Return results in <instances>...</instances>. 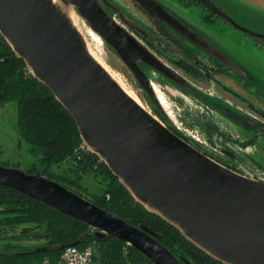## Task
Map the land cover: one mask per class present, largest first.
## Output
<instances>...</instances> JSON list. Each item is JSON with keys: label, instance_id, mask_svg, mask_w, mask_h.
Returning a JSON list of instances; mask_svg holds the SVG:
<instances>
[{"label": "water", "instance_id": "obj_1", "mask_svg": "<svg viewBox=\"0 0 264 264\" xmlns=\"http://www.w3.org/2000/svg\"><path fill=\"white\" fill-rule=\"evenodd\" d=\"M61 1L0 0L1 33L70 111L88 147L104 158L137 200L218 260L264 264V178L213 158L139 103L91 53L66 8L75 7L105 39L159 108L161 103L141 62L184 87L191 86L188 79L117 20L105 5L122 18L124 14L111 0ZM135 1L153 16L159 13L232 68L239 67L157 0ZM199 1L235 28L264 41V32L241 24L213 0ZM0 186L12 187L88 223L100 238L116 236L132 244L155 264H184L155 230L92 201L44 174L42 168L31 172L0 163ZM53 246L59 245L34 248Z\"/></svg>", "mask_w": 264, "mask_h": 264}, {"label": "rangeland", "instance_id": "obj_2", "mask_svg": "<svg viewBox=\"0 0 264 264\" xmlns=\"http://www.w3.org/2000/svg\"><path fill=\"white\" fill-rule=\"evenodd\" d=\"M115 1L125 9L142 13L132 5L131 0ZM218 2L241 24L264 32V0H218ZM71 11L88 45L136 93L145 108L168 126L173 125L176 132L185 136L202 151L236 166L242 173L264 178V41L255 39L222 18L205 23L204 29L208 36H213L217 45L240 63L245 72L238 73L226 66L220 73L212 72L214 73L212 78L187 73L168 61L167 63L188 79L191 89L183 88L152 66L143 65L161 103L160 113L155 111V102L150 101L146 91L138 85L134 74L117 52L90 26L75 7H72ZM204 12L203 10L193 15L194 21L201 22ZM134 33L138 35L137 32ZM138 36L143 40L140 35ZM38 157L39 154L32 149V144L20 134L16 102L0 100V163L16 165L27 170L35 163L39 166ZM70 166V160L50 163L51 171L55 174L74 176ZM52 177L71 185L60 176ZM80 183L83 185L82 189L74 188L87 196L99 195L104 191L102 175L93 171L85 172ZM2 215L3 213H0V217ZM23 225L1 224L0 248H3L6 242L34 245L47 241L44 237L32 236L34 231H42L43 227H36L34 222H30L27 225L34 228L26 232L21 230ZM91 244L96 255L94 263L103 264L99 258L97 243L92 241ZM53 260L50 257L45 258L40 264L64 263L62 254Z\"/></svg>", "mask_w": 264, "mask_h": 264}, {"label": "trees", "instance_id": "obj_3", "mask_svg": "<svg viewBox=\"0 0 264 264\" xmlns=\"http://www.w3.org/2000/svg\"><path fill=\"white\" fill-rule=\"evenodd\" d=\"M255 39L259 38L255 37ZM147 96L152 102L151 97ZM0 100L16 102L20 134L39 154V166L35 163L27 169L28 171L35 172L42 168L44 174L51 177L60 176L71 183L69 185L71 188L92 201L135 224L149 226L184 264H227L201 249L178 227L136 199L110 169L104 158L88 147L73 115L53 91L34 75L25 59L15 52L1 31ZM154 107L156 112L161 113L158 106L154 105ZM169 126L175 130L173 125L169 124ZM63 160L71 161L70 170L74 176L55 174L51 171V162ZM224 163L240 171L236 166ZM88 171L102 175L104 191L101 194L87 196L74 188H83L80 180ZM0 213H3L0 217V225L24 224L21 230L29 232L34 226L27 223L34 222L36 227L44 229L34 231L33 237L47 239L41 244L59 245L37 249L34 246L41 244L19 245L6 242L4 247L0 248V264H40L49 257L54 261L53 259H58L62 254L64 244L76 242L77 245L84 246L91 244L92 241L97 243L99 258L103 264H155L132 244L116 236L100 238L88 223L9 186H0Z\"/></svg>", "mask_w": 264, "mask_h": 264}, {"label": "flooded vegetation", "instance_id": "obj_4", "mask_svg": "<svg viewBox=\"0 0 264 264\" xmlns=\"http://www.w3.org/2000/svg\"><path fill=\"white\" fill-rule=\"evenodd\" d=\"M111 1L122 10L124 14V18H122L111 7L107 5H105V7L111 13L113 11L112 14L117 18L118 21H120V23L125 25L133 33L137 32L138 35H140L143 40H141L138 35H136L135 33L134 34L145 45H147V47H149L163 62H165L171 68L175 69L169 63H167L168 61L177 65L187 73H191L194 75H203V76L205 75L206 77L211 76L212 78L214 76V73L216 72L220 73L222 70L226 68V66L230 67L231 69H233L238 73L245 72L243 70L242 65L238 63L233 57L230 58H232L238 64L239 67L237 69L232 68L229 64L222 61L219 57H215L207 49H205L203 46L198 44L192 38L187 36L185 32L179 30L174 25L167 22V20L161 17L159 13H155L153 16L139 2L135 0H131L132 5H134L137 9H139L142 13L131 11L132 9L130 10L125 9L121 7L115 0H111ZM157 1L169 12L177 16L181 21H183L185 24H187L192 29H194L197 33H199L200 35H202L203 37H205L206 39L210 40L215 45H217L216 39L211 35L209 37L207 32H205L204 25L205 23H212L216 21V19L218 20L219 18L222 17L215 14V12H213L208 7H206L202 2H200L199 0H157ZM213 1L224 9V7L221 4H219L218 0H213ZM203 10L205 12L201 16L202 19L201 22L194 21L193 15L199 14V12ZM224 20L227 21L226 19ZM217 46L219 47V45ZM145 64L146 63L141 62L142 67ZM175 70L179 72L177 69ZM157 71L159 73L164 74L162 71L159 70ZM212 72L214 73L212 74ZM177 84L182 86L179 83ZM182 87L184 88V86ZM188 87L190 88V86ZM212 157L215 158L214 156Z\"/></svg>", "mask_w": 264, "mask_h": 264}, {"label": "built area", "instance_id": "obj_5", "mask_svg": "<svg viewBox=\"0 0 264 264\" xmlns=\"http://www.w3.org/2000/svg\"><path fill=\"white\" fill-rule=\"evenodd\" d=\"M94 253L92 244L80 246L71 243L64 246L62 261L63 264H94Z\"/></svg>", "mask_w": 264, "mask_h": 264}, {"label": "bare ground", "instance_id": "obj_6", "mask_svg": "<svg viewBox=\"0 0 264 264\" xmlns=\"http://www.w3.org/2000/svg\"><path fill=\"white\" fill-rule=\"evenodd\" d=\"M57 2H59L60 4H62L61 0H55ZM69 13L71 14V17L74 21V23L76 24L75 21V16L73 14V12L70 10V8H66ZM82 30V29H80ZM85 36V35H84ZM89 49L91 51V53L107 68V70L111 73V75H113V77L123 86V88L131 95L133 96L139 103H141V101L139 100V97L136 95V93L125 83V81L119 77L117 74H115L110 67H108V65L96 54V52L89 46ZM142 104V103H141ZM144 106V104H142ZM145 107V106H144Z\"/></svg>", "mask_w": 264, "mask_h": 264}, {"label": "crops", "instance_id": "obj_7", "mask_svg": "<svg viewBox=\"0 0 264 264\" xmlns=\"http://www.w3.org/2000/svg\"><path fill=\"white\" fill-rule=\"evenodd\" d=\"M95 262V261H94ZM95 264V263H94Z\"/></svg>", "mask_w": 264, "mask_h": 264}]
</instances>
